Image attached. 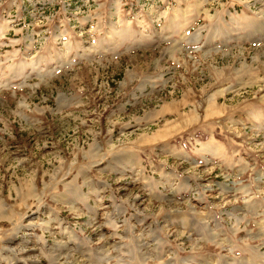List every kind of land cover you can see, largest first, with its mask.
Listing matches in <instances>:
<instances>
[{
	"label": "rangeland",
	"instance_id": "obj_1",
	"mask_svg": "<svg viewBox=\"0 0 264 264\" xmlns=\"http://www.w3.org/2000/svg\"><path fill=\"white\" fill-rule=\"evenodd\" d=\"M0 264H264V0H0Z\"/></svg>",
	"mask_w": 264,
	"mask_h": 264
}]
</instances>
